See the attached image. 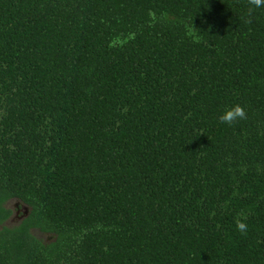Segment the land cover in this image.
Returning a JSON list of instances; mask_svg holds the SVG:
<instances>
[{
	"label": "trees",
	"instance_id": "1",
	"mask_svg": "<svg viewBox=\"0 0 264 264\" xmlns=\"http://www.w3.org/2000/svg\"><path fill=\"white\" fill-rule=\"evenodd\" d=\"M0 264H264V3L0 0Z\"/></svg>",
	"mask_w": 264,
	"mask_h": 264
},
{
	"label": "flooded vegetation",
	"instance_id": "2",
	"mask_svg": "<svg viewBox=\"0 0 264 264\" xmlns=\"http://www.w3.org/2000/svg\"><path fill=\"white\" fill-rule=\"evenodd\" d=\"M6 207L12 210L11 216L4 223L7 226H14V225L19 224L20 221H22L29 214V211H30V208L28 205H26L25 203L17 199L9 200L6 203ZM32 232L34 234H36V232H39L41 236L43 237L42 239L46 241H49L52 238L51 234L43 233L40 230L35 229V228L32 229Z\"/></svg>",
	"mask_w": 264,
	"mask_h": 264
},
{
	"label": "clouds",
	"instance_id": "3",
	"mask_svg": "<svg viewBox=\"0 0 264 264\" xmlns=\"http://www.w3.org/2000/svg\"><path fill=\"white\" fill-rule=\"evenodd\" d=\"M252 3H254L256 6H260L261 3H264V0H252ZM244 115L245 113H244L243 108L239 105H235L232 108L226 110L225 113L222 116H220L219 119L221 120V122L230 124L237 119L243 118ZM238 227L243 229L244 225L239 224Z\"/></svg>",
	"mask_w": 264,
	"mask_h": 264
},
{
	"label": "rangeland",
	"instance_id": "4",
	"mask_svg": "<svg viewBox=\"0 0 264 264\" xmlns=\"http://www.w3.org/2000/svg\"><path fill=\"white\" fill-rule=\"evenodd\" d=\"M36 234L38 235V237L43 238L39 232H36Z\"/></svg>",
	"mask_w": 264,
	"mask_h": 264
}]
</instances>
